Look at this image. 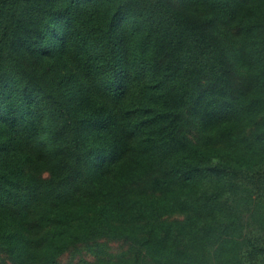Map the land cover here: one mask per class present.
<instances>
[{
  "label": "trees",
  "instance_id": "1",
  "mask_svg": "<svg viewBox=\"0 0 264 264\" xmlns=\"http://www.w3.org/2000/svg\"><path fill=\"white\" fill-rule=\"evenodd\" d=\"M74 249L264 264V0H0V264Z\"/></svg>",
  "mask_w": 264,
  "mask_h": 264
},
{
  "label": "rangeland",
  "instance_id": "2",
  "mask_svg": "<svg viewBox=\"0 0 264 264\" xmlns=\"http://www.w3.org/2000/svg\"><path fill=\"white\" fill-rule=\"evenodd\" d=\"M109 245L115 250V251H121L122 249L126 248V246L118 241L110 242ZM91 257L87 255V252L85 249H74L72 252L65 253L62 255L59 264H76L77 261H79L84 256Z\"/></svg>",
  "mask_w": 264,
  "mask_h": 264
}]
</instances>
